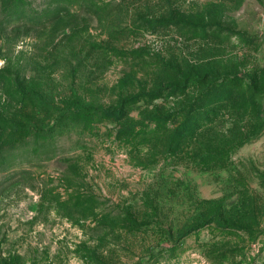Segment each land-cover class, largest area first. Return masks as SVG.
Listing matches in <instances>:
<instances>
[{"label":"rangeland","instance_id":"1","mask_svg":"<svg viewBox=\"0 0 264 264\" xmlns=\"http://www.w3.org/2000/svg\"><path fill=\"white\" fill-rule=\"evenodd\" d=\"M198 72L235 78L171 155L146 129L169 97L67 114ZM254 76L264 0H0V264H264V130L236 145L264 92L232 101Z\"/></svg>","mask_w":264,"mask_h":264},{"label":"trees","instance_id":"2","mask_svg":"<svg viewBox=\"0 0 264 264\" xmlns=\"http://www.w3.org/2000/svg\"><path fill=\"white\" fill-rule=\"evenodd\" d=\"M17 1L19 0H13V2ZM181 25L190 26V23ZM187 31L186 33H190L193 38H196V35H204V28L201 25H195ZM96 49L98 51H104V48ZM230 78L231 79L226 82L227 84H217L216 81H213L208 83L207 87L204 88V84L209 77L204 80V74L199 72L189 73L185 77L181 76V82L178 84L170 83L166 88L155 85L150 92H142L140 95L130 96L124 100L118 101L115 104V107H117L115 110H105L102 107L91 106L79 107L75 110L68 111L67 114L75 120H87L88 122L95 123L123 117L127 119L129 113L127 109H130L128 107L135 103L145 102L154 104L155 101H166V98L169 97L172 99L173 106L166 108L161 103L153 105L154 109L146 116V129L154 127V129L150 130V133H148L149 140H159L165 147V153L171 155L180 149L179 147L185 143L184 140L198 135V133H201L204 127L209 124L206 120L204 123V119L206 118L204 102L211 103L212 99L220 95L221 91H226L231 83L234 82L233 78H235V76H230ZM256 79H258V77H249L246 84L240 79L235 81V85L238 87V93L234 98L232 97V101H234L239 108L243 110L249 107L252 108V106L259 104L261 101L260 96L264 92V86H262L263 84H261L260 80ZM223 80L227 81L225 79ZM229 99L230 98L220 100L230 101ZM220 100L218 99L217 101ZM250 121L249 128L236 135L237 146L257 139L263 132L264 117H262V115L258 116L254 112ZM168 126L174 128H168ZM142 134L147 135L144 132Z\"/></svg>","mask_w":264,"mask_h":264}]
</instances>
